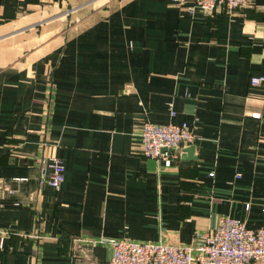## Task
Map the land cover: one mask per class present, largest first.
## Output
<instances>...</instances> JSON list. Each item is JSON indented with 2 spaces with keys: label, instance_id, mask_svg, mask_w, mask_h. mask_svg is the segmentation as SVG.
I'll use <instances>...</instances> for the list:
<instances>
[{
  "label": "crops",
  "instance_id": "crops-1",
  "mask_svg": "<svg viewBox=\"0 0 264 264\" xmlns=\"http://www.w3.org/2000/svg\"><path fill=\"white\" fill-rule=\"evenodd\" d=\"M261 74L264 0H0V264H107L109 239L192 244L222 215L264 227ZM147 120L196 140L147 158Z\"/></svg>",
  "mask_w": 264,
  "mask_h": 264
},
{
  "label": "built area",
  "instance_id": "built-area-1",
  "mask_svg": "<svg viewBox=\"0 0 264 264\" xmlns=\"http://www.w3.org/2000/svg\"><path fill=\"white\" fill-rule=\"evenodd\" d=\"M122 2L123 0H118ZM193 15L202 11L215 15L222 11L233 15L235 11L254 5L256 0H171ZM254 86L264 84V74L251 77ZM260 117L259 112L252 113ZM141 153L147 158L168 159L177 156L179 149L192 144L196 135L186 124H159L145 121L140 132ZM51 171L42 183L59 189L65 180V164L51 156ZM3 189L0 187V201ZM111 256L107 264H264V227L252 228L239 218L222 215L212 231L200 234L195 243L138 242L130 239H109Z\"/></svg>",
  "mask_w": 264,
  "mask_h": 264
},
{
  "label": "water",
  "instance_id": "water-1",
  "mask_svg": "<svg viewBox=\"0 0 264 264\" xmlns=\"http://www.w3.org/2000/svg\"><path fill=\"white\" fill-rule=\"evenodd\" d=\"M194 150V146H190L187 149H185V152H189V154H191Z\"/></svg>",
  "mask_w": 264,
  "mask_h": 264
}]
</instances>
